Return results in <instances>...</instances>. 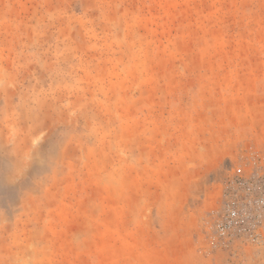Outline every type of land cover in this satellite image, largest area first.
I'll return each instance as SVG.
<instances>
[{"label": "rangeland", "instance_id": "1", "mask_svg": "<svg viewBox=\"0 0 264 264\" xmlns=\"http://www.w3.org/2000/svg\"><path fill=\"white\" fill-rule=\"evenodd\" d=\"M264 172V0H0V264H264L215 243Z\"/></svg>", "mask_w": 264, "mask_h": 264}, {"label": "built area", "instance_id": "2", "mask_svg": "<svg viewBox=\"0 0 264 264\" xmlns=\"http://www.w3.org/2000/svg\"><path fill=\"white\" fill-rule=\"evenodd\" d=\"M215 243L231 260L248 259L247 251L252 248L264 252L263 171L233 175L227 181Z\"/></svg>", "mask_w": 264, "mask_h": 264}]
</instances>
